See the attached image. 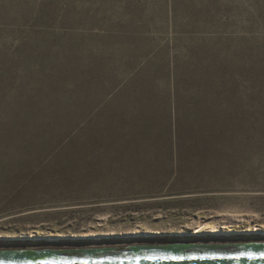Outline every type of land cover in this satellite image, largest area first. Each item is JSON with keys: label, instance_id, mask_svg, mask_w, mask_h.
<instances>
[{"label": "rangeland", "instance_id": "obj_1", "mask_svg": "<svg viewBox=\"0 0 264 264\" xmlns=\"http://www.w3.org/2000/svg\"><path fill=\"white\" fill-rule=\"evenodd\" d=\"M203 225L264 236V0H0V243Z\"/></svg>", "mask_w": 264, "mask_h": 264}, {"label": "water", "instance_id": "obj_2", "mask_svg": "<svg viewBox=\"0 0 264 264\" xmlns=\"http://www.w3.org/2000/svg\"><path fill=\"white\" fill-rule=\"evenodd\" d=\"M0 264H264V242L180 241L96 249H0Z\"/></svg>", "mask_w": 264, "mask_h": 264}, {"label": "bare ground", "instance_id": "obj_3", "mask_svg": "<svg viewBox=\"0 0 264 264\" xmlns=\"http://www.w3.org/2000/svg\"><path fill=\"white\" fill-rule=\"evenodd\" d=\"M199 233L200 234V239H196V237L194 239H192V241H199L200 243H196V244H209V243H223V242H230V243H235V242H246V241H238L236 240V238L232 237L231 235L229 236H224V234H226V231H224L223 228H220L218 226H207V225H203V226H200L195 234ZM261 236V237H260ZM199 237V235L197 236ZM241 237H246L248 241L252 242H264V237L263 234H252L250 235V232L241 236ZM241 237H237V238H241ZM242 240H246V239H242ZM142 243H154V244H157V243H167V242H174L175 240H169V241H163L162 239H156V238H149V239H142L140 240ZM187 241V240H185ZM133 242H139L138 239H135ZM140 242V243H141ZM191 242V241H189ZM191 243H194V242H191ZM0 244H9L11 246L13 245H18V247H4V246H0V249H13V248H23V249H35V248H41L42 246H47L45 248H41V249H60L61 247H65L66 245L65 244H56L54 242H51V241H33V242H24V243H0ZM26 244V245H24ZM85 245H97V244H88V243H83ZM121 243H117V244H114V245H120ZM51 245V246H49ZM57 245H60V246H57ZM63 245V246H61ZM71 245V244H69ZM74 245V244H73ZM84 245V246H85ZM121 245H124V244H121ZM126 245H129V244H126ZM49 246V247H48ZM55 246V247H54ZM77 247V246H76ZM104 247H108V246H94L93 249H96V248H104ZM64 249H72V248H64ZM80 249H84V248H80ZM87 249V248H85Z\"/></svg>", "mask_w": 264, "mask_h": 264}]
</instances>
